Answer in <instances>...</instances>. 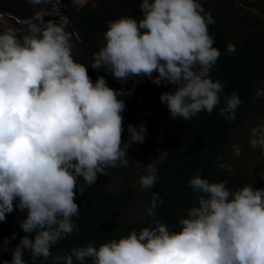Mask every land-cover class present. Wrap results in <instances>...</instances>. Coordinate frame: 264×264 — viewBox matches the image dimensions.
Listing matches in <instances>:
<instances>
[{
    "label": "clouds",
    "instance_id": "obj_1",
    "mask_svg": "<svg viewBox=\"0 0 264 264\" xmlns=\"http://www.w3.org/2000/svg\"><path fill=\"white\" fill-rule=\"evenodd\" d=\"M27 2L35 6L41 0ZM139 9V21L123 16L107 22L104 44L88 65L74 60L62 27L31 23L18 36L0 20V222L15 207L24 213L19 228L25 233L3 264H25V250L33 261L52 256L54 245L79 232L74 190L84 188L78 179L95 184L107 168L127 164L130 143L144 142V123L128 125L129 143L121 139L126 105L118 97L130 96L132 89L110 88L104 76L93 82L88 67L103 68L121 84L147 78L174 85L160 95L173 118L211 113L220 103L225 85L210 77L220 56L208 31L214 20L200 0H142ZM235 50L226 45L227 54ZM260 97L264 84L254 99ZM224 100L218 114L234 118L238 95ZM259 144L264 147V139ZM168 158L165 150L156 160ZM157 179L149 163L138 183L148 189ZM188 183L198 195L178 231L154 220L99 246L88 243L57 254L53 264H264V188H229L226 180L201 178L199 170ZM157 203L163 201L153 193L147 216H154ZM3 243L7 251L9 239Z\"/></svg>",
    "mask_w": 264,
    "mask_h": 264
},
{
    "label": "trees",
    "instance_id": "obj_2",
    "mask_svg": "<svg viewBox=\"0 0 264 264\" xmlns=\"http://www.w3.org/2000/svg\"><path fill=\"white\" fill-rule=\"evenodd\" d=\"M18 1L15 2L24 10L34 7L28 2L26 4L27 0ZM205 1L202 8L214 20V23L208 25V31L214 40L213 46L220 52L217 62L210 70V77L225 85L220 103L211 113L202 111L195 117L184 120L171 117L160 98L137 105L129 103L122 96L118 97L126 105L122 113V143H129V124L138 126L144 123L147 127L144 142L130 143L129 148L136 152L139 160L152 163L157 169V182L151 188L144 189L147 201L144 212L133 221L119 224L116 219L126 214L129 208L125 199L109 191L111 188L96 187L87 192V185L79 178L77 183H82L84 192L74 190V202L80 210L78 217L73 218L79 232L61 239L52 247V256L46 260L38 257L33 261L30 252L25 250V264H53V256L57 254L88 243L99 246L126 236L131 230L138 232L154 220L178 231L179 219L186 216L198 195L189 186V179L199 170L201 178L213 182L218 167L217 159L224 153L235 133L245 132L255 120L264 118V97L254 99L257 88L264 84V28L258 27L260 19L245 9L251 3L264 5V0ZM234 2L239 5L237 12L230 8ZM140 3L142 0H105L99 7H82L76 23L79 40L84 48L80 59L92 62L93 53L104 44L107 22L123 16L133 17L137 21L142 19ZM229 43L236 49L231 55L226 52V45ZM87 72L93 82L98 76H104L108 86L117 89L119 81L103 68L97 70L88 67ZM162 88L166 92L173 90L175 86L163 85ZM233 92H236L241 101L235 109L234 118H228L227 113L220 116L218 110L224 106V97ZM162 126L172 130L163 129ZM165 150L168 151L169 158L162 162L156 160L161 151ZM153 193L158 194L163 203H157L154 216L149 217L146 215V208L151 204ZM23 217L24 213L14 207L12 213L6 214L5 221L0 222V264L4 260L11 261L12 250L25 235L19 228V220ZM13 232L16 233L15 239H12ZM5 238L9 239L7 251L3 250ZM85 264H91V261L86 260Z\"/></svg>",
    "mask_w": 264,
    "mask_h": 264
},
{
    "label": "rangeland",
    "instance_id": "obj_3",
    "mask_svg": "<svg viewBox=\"0 0 264 264\" xmlns=\"http://www.w3.org/2000/svg\"><path fill=\"white\" fill-rule=\"evenodd\" d=\"M15 1L18 0H0V20L15 27L18 30V36H23L31 23L38 24L41 28L47 27L48 23H53L69 34L74 60L84 65L91 63L80 59L84 54V48L76 28L77 17L82 7L89 5L91 9L99 7L104 4L105 0H41L40 4L27 10L20 8L19 1ZM205 2V0H200L201 6ZM235 2L230 5V8L237 12L239 5ZM25 3L28 4L27 1ZM245 9L259 18L258 27L264 28V5L251 3ZM162 87L163 84L157 85L147 78L139 82L128 80L124 84L117 83V89H132L130 96L123 95L122 97L129 103L137 105L158 100L161 93L165 91ZM162 127L172 130L166 126ZM261 139H264V118L260 117L245 132L235 133L224 153L217 159L218 167L213 182L226 180L229 188L242 187L244 184H252L254 188H264V147L259 144ZM253 141L257 143L254 145ZM127 158L129 159L127 164L118 163L115 167H109L106 169L107 175H97L95 184H86L87 192L96 187L111 188L109 191L125 199L129 208L126 214L116 219L119 224L133 221L136 216L144 212L147 206L144 189L140 187L138 179L145 174V165L149 163L139 160L132 148L128 149Z\"/></svg>",
    "mask_w": 264,
    "mask_h": 264
}]
</instances>
